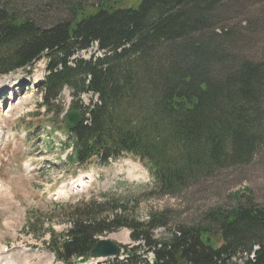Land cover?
<instances>
[{
  "label": "trees",
  "instance_id": "obj_1",
  "mask_svg": "<svg viewBox=\"0 0 264 264\" xmlns=\"http://www.w3.org/2000/svg\"><path fill=\"white\" fill-rule=\"evenodd\" d=\"M227 2L69 4L48 27L0 5V75L46 57L42 106L56 121L64 89L77 100L71 112L80 123L62 121L76 161L133 154L152 166L160 195L175 194L249 164L264 142V61L239 57V32L218 27ZM95 44L101 56L77 57ZM89 93L98 101L84 107ZM137 202L70 205L62 215L70 228L51 249L66 262L88 259L101 237L128 229L132 244L108 264H264V208L247 193L232 209L172 229L163 212L139 219Z\"/></svg>",
  "mask_w": 264,
  "mask_h": 264
},
{
  "label": "rangeland",
  "instance_id": "obj_2",
  "mask_svg": "<svg viewBox=\"0 0 264 264\" xmlns=\"http://www.w3.org/2000/svg\"><path fill=\"white\" fill-rule=\"evenodd\" d=\"M105 1L112 0H0V5L48 27L66 17L69 4L97 6ZM225 6L217 25L220 29L239 32L237 55L264 61V0H228ZM102 54L94 45L79 56L90 59ZM47 61L46 57L41 58L27 70L0 76V253L3 257L22 264L24 258L27 264H46L52 258L48 250L52 233L62 234L70 228L62 217L68 210L67 203L101 199L102 193H114L129 202L138 200L137 217L143 221L148 219L150 211L163 212L170 220L167 229L175 224L199 222L206 212L215 208L232 209L246 193L264 208V142L249 164L224 169L211 179L165 196L157 194L154 180L132 156L105 167L66 164L61 158L68 149L57 148L53 132L68 134L62 123L53 121L54 114L42 106L38 85L44 81ZM96 100V96L88 94L81 97L84 107ZM76 101L72 91L65 88L60 99L61 117L73 109ZM49 127H53V132L46 134ZM131 167L137 171L134 174L141 176L130 175ZM79 179H83L80 188L74 189ZM162 233L164 236L166 230L156 231L158 237ZM111 239L131 243L126 229L111 234ZM73 264L92 263L73 261Z\"/></svg>",
  "mask_w": 264,
  "mask_h": 264
},
{
  "label": "water",
  "instance_id": "obj_3",
  "mask_svg": "<svg viewBox=\"0 0 264 264\" xmlns=\"http://www.w3.org/2000/svg\"><path fill=\"white\" fill-rule=\"evenodd\" d=\"M69 122L73 125H78L80 123V115L77 113H71L69 116ZM121 252V247L118 246L110 238H105L100 240L92 250L90 258H109L118 256Z\"/></svg>",
  "mask_w": 264,
  "mask_h": 264
},
{
  "label": "bare ground",
  "instance_id": "obj_4",
  "mask_svg": "<svg viewBox=\"0 0 264 264\" xmlns=\"http://www.w3.org/2000/svg\"><path fill=\"white\" fill-rule=\"evenodd\" d=\"M77 182H78V184H81L82 183V179L77 180ZM0 259H1V263L2 264H22V262H19L18 260L17 261H12V260H9L7 258H2L1 255H0ZM37 259H39V258H37ZM23 260L25 261L24 262L25 264L28 263V260H26V258H24ZM33 262H35V261H33ZM46 264H59V263H55L54 262V258L52 257V258L49 259V261L46 262Z\"/></svg>",
  "mask_w": 264,
  "mask_h": 264
}]
</instances>
